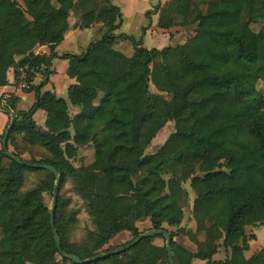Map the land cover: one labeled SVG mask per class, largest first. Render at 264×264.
Masks as SVG:
<instances>
[{"label":"trees","instance_id":"obj_1","mask_svg":"<svg viewBox=\"0 0 264 264\" xmlns=\"http://www.w3.org/2000/svg\"><path fill=\"white\" fill-rule=\"evenodd\" d=\"M173 1L174 10L160 9L157 26L192 30L195 39L149 49L115 34L122 14L110 0H0V86L7 85L10 68L17 81L20 68L29 84L37 74L43 77L25 89L35 94L27 111L17 109L19 97L0 102L10 118L0 137V264H60L57 256L74 264L64 255L94 259L122 232L131 240L104 253L133 242L145 232L138 226L145 220L160 234L86 264H170L166 244L154 243L166 241L164 234L171 237L174 264H264V248L245 257L255 239L247 227L264 225V97L256 88L264 82V0ZM71 15L80 29L101 23L103 33L84 51L58 56ZM122 39L133 43L131 56L115 48ZM35 46H47L49 54H35ZM55 58L68 61L67 75L75 80L67 99L42 91ZM148 83L156 93L144 91ZM69 105L80 112L72 117ZM38 110L46 114L45 128L33 119ZM168 121L174 132L156 153L145 154ZM17 136L48 155L24 159ZM88 145L92 162L73 166L65 149ZM43 164L54 167L62 182L70 178L86 202L96 228L89 247L78 250L68 242L57 194L51 224L44 193H55L56 175L45 170L48 179L22 192L24 173ZM187 182L192 213L201 215L194 229L183 224ZM178 236H187L195 251ZM221 248L226 258L215 261Z\"/></svg>","mask_w":264,"mask_h":264},{"label":"rangeland","instance_id":"obj_2","mask_svg":"<svg viewBox=\"0 0 264 264\" xmlns=\"http://www.w3.org/2000/svg\"><path fill=\"white\" fill-rule=\"evenodd\" d=\"M162 1V0H161ZM123 9H125V18L123 17L120 27L116 30L117 35L126 34L132 36L135 41H142L143 37L146 35V47H152L153 43L155 44L153 47L159 48L158 41H159V34L157 29L152 30L151 25L154 20L153 13L154 8L151 6L150 0H128V1H120ZM161 3V2H160ZM156 4V6L160 5ZM176 7V3L171 1L168 5L169 10H173ZM150 11V15H146V12ZM73 20V18H71ZM259 25H255L253 27L254 31H258ZM82 30V29H81ZM78 30L75 35L71 36L59 49L60 53L63 52H71V53H78L81 50L85 49L90 42L99 40L101 38L100 28L96 27L91 29L89 32ZM186 33H182L183 41H192L195 39V32L192 30H186ZM157 33V34H156ZM187 35V37H186ZM178 40L173 42H168L163 44L164 46L168 45H176ZM120 47L125 49L124 51L132 50L134 45L129 39H122L120 40ZM162 45V46H163ZM144 46V45H143ZM125 47H128L126 50ZM163 61L169 60L167 57L162 58ZM61 65V64H60ZM144 91H147L149 94L156 93L155 87L152 83L145 84L143 86ZM256 88L264 97V82L258 81L256 84ZM167 100L171 99L170 95L165 93L162 94ZM34 92L31 94V100L25 102L24 109L27 111L29 107L32 105L34 101ZM65 96V95H64ZM63 97V95H60ZM99 101V100H98ZM80 112V111H78ZM36 115L37 122L41 120L39 115L44 113L43 111L37 112ZM71 116H75L73 112H70ZM175 130V123L173 121H168L164 127L156 134V136L151 141L150 145L145 150V154H152L156 153L159 148L165 143L168 139L169 135L172 134ZM16 144L18 146V150L23 154L22 157L24 159L30 160L31 158H35L36 160H40L48 155L45 149L40 146H28L20 136H17ZM12 149V147H10ZM65 156L69 159L73 166L80 167L88 165L92 162L94 157V150L91 145L79 148L78 152L75 151L73 148H66L65 149ZM40 167V166H39ZM40 169H42L40 167ZM56 175V174H54ZM169 176H166L168 178ZM57 178V175H56ZM48 179V174L45 169L36 170V171H26L24 173V185L22 188V192H27L33 189H36L40 186L41 182ZM56 182V179H55ZM54 182V185H55ZM56 187V185H55ZM184 188L188 192V203L187 207L185 208V218H184V226H189L190 223L195 222L196 219L200 218L201 215L199 213H192V206L194 200V194L191 190L189 182L184 184ZM55 193L60 198V203L63 206V216L64 219H67V229H66V238L69 243H71L75 249L81 250L82 248L89 247L92 245V236L95 232V224L94 221L88 211V207L86 202L83 200L81 196H79L74 189L73 182L70 178L64 180V182L59 181L58 188L56 187ZM55 193H44V202L47 207L52 209L53 206V196ZM140 231H146L151 227L149 220L141 221L138 223ZM259 228V226H257ZM261 227V226H260ZM173 230V228H171ZM247 232H256L259 238H262V233L256 229H252L249 227ZM132 236L128 232H122L112 240L109 241L107 245H105L99 252L103 254L106 250L112 248H119L120 246L124 245L128 241H130ZM179 242L182 246L187 248L190 251H195V246L191 243L187 236H178L175 239ZM154 243L159 246H163L166 244V241L163 239H155ZM256 244L259 242L256 241ZM257 247V246H253ZM249 251V250H248ZM249 253V252H248ZM250 254V253H249ZM226 256V253L221 248L218 251V254L215 256V260L221 259ZM57 261L61 262V257H56ZM64 264H72L71 262L67 261ZM193 264H205L203 261L199 259H194Z\"/></svg>","mask_w":264,"mask_h":264},{"label":"crops","instance_id":"obj_3","mask_svg":"<svg viewBox=\"0 0 264 264\" xmlns=\"http://www.w3.org/2000/svg\"><path fill=\"white\" fill-rule=\"evenodd\" d=\"M110 1H111V3L113 5L118 6L120 8L121 14H122V19H123V17L125 18V11H124L125 9H123L120 1H128V0H110ZM171 1H173V0H162V1L161 0H150L151 6L154 8V10H152V11H154V13H153L154 20L152 22L151 29L152 30H156L157 29L158 33H160L159 34L160 38H159V41L157 42L158 43L157 46H159V48H157V49H162L164 47H167V46H164L163 44L168 43V42H173V41H176V40H178L177 44H183L185 42V41H183V36H182L183 35L182 33H184V34L186 33L185 29H181V28L175 27V28H171L169 30H163V29H160L157 26L158 20H159L160 9L164 8V7L168 8V5H169V3ZM159 3H160V5L156 6V4H159ZM71 18H73L72 15L69 17L70 28L67 31V33L65 34L64 40L55 49V52L57 53L58 56H61L64 53H69V52L60 53L59 49L61 48V45H63L71 36L75 35V33L78 32V30H81L79 25L76 23V20L74 18H73V20H71ZM96 27L100 28V32L102 34L103 33V29H102V24L101 23L95 24L94 26H92V27H90L88 29H82V30L86 31V32H89L91 29H94ZM115 33H116V31H115ZM186 37H187V35H186ZM145 42H146V35L143 37V45H144V47H146L145 46ZM119 44H120V40L117 41V43H115V48L117 50L121 51L126 56H131L132 55V53L134 51V47H133L132 50L130 49L129 51H124L125 49H122L123 46L120 47ZM154 45L155 44L153 43L152 47H147V48H149V49L150 48H156V47H153ZM168 46H175V45H168ZM125 48H126V50H128V47H125ZM85 49L81 50L80 52L84 51ZM32 51L35 54H40V53L49 54V48L47 46H35L32 49ZM80 52H78V53H80ZM67 68H68V61L67 60H64V59H61V58L53 59L52 64L50 66L51 74L49 75V81L42 87V91L43 92L44 91H51V92H54L56 94V96L60 97V95H63V97H61V98L67 99L68 88H69L70 85L75 83V80L70 78L67 75ZM42 78L43 77H42L41 74H37L35 76V78L33 79V82L31 84L32 85L40 84V82L42 81ZM7 80H8L7 85L0 86V102H1L2 106L6 103L7 99H9L11 96H16V97H19L20 100H21L20 103L17 105V109L25 111L23 104L25 102H28L29 100H31L30 96H31L32 92H26L25 88L20 87L18 81L16 80L13 68H10L7 71ZM31 84H29V86ZM34 101H35V96H34ZM34 101H33V103H34ZM39 111H43V110L36 111L35 114L33 115V119L37 123L38 126H40L42 128H45L46 114L43 111L44 113H41L39 115V117H41V120L37 122L36 115L38 114L37 112H39ZM78 111H79V109L77 107L69 105V112H73L74 115H77L79 113ZM9 119H10L9 115H7L3 111V109L0 107V137H1V135L4 133V131L6 129L8 123H9ZM0 145H1V143H0ZM189 227L191 229H194L195 228V222L190 223ZM248 228L249 227H247V229ZM251 228L252 229H256L257 228L259 233H262V235H261L262 238L260 239L256 232L249 233V232H247V229H246V232H247L248 235H254L255 236V239H252V240L249 241V249H248L249 251L245 252V257L246 258L251 257L254 253H256L257 251H259L262 248H264V225H261V227L259 226V228L257 226H251ZM256 241H258L259 243L256 244L255 243ZM253 246H257V247H253ZM215 256L213 258L214 260H215ZM225 258H226V256H224L221 259L215 260V261L223 260ZM192 264H193V261H192Z\"/></svg>","mask_w":264,"mask_h":264},{"label":"water","instance_id":"obj_4","mask_svg":"<svg viewBox=\"0 0 264 264\" xmlns=\"http://www.w3.org/2000/svg\"><path fill=\"white\" fill-rule=\"evenodd\" d=\"M8 132H9V130H7V132L4 134L3 143H5L6 140H7ZM9 156L13 157L11 152H9ZM17 161H19V160H17ZM40 167L42 169H45V170L57 175L55 185L58 188V184H59L61 175L57 172V170L54 167H52L50 165H46V164L40 165ZM55 201H56V193L53 196V206H52V210H51V224H52V226H54L53 213L55 211ZM160 232H161L160 230L149 229V230L143 232L139 237H137L133 242H131L125 248H120V249H116V250L101 254V255L97 256L96 258H94V259L80 260L79 258H77V257H75L73 255H64V256H65V258L71 260L74 264H86V263H88V262H90L92 260H97V259H101V258L110 256V255L118 254L121 251H123L124 249L134 246L141 239H143L145 237H151L153 235L160 234ZM54 237H55L56 244L59 246L60 239H59V237L57 235V232L55 230H54ZM164 237L166 239V246H167V251H168V255H169V262H170V264H174L172 250H171V237L168 234H164Z\"/></svg>","mask_w":264,"mask_h":264},{"label":"built area","instance_id":"obj_5","mask_svg":"<svg viewBox=\"0 0 264 264\" xmlns=\"http://www.w3.org/2000/svg\"><path fill=\"white\" fill-rule=\"evenodd\" d=\"M19 77H18V83L20 85V87L22 88H29V83H27V76H26V73H25V68H20L19 69Z\"/></svg>","mask_w":264,"mask_h":264}]
</instances>
